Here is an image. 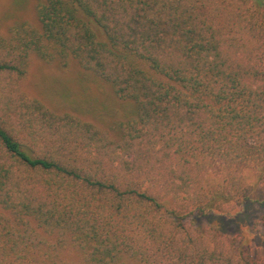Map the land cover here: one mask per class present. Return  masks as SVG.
<instances>
[{"label": "trees", "instance_id": "obj_1", "mask_svg": "<svg viewBox=\"0 0 264 264\" xmlns=\"http://www.w3.org/2000/svg\"><path fill=\"white\" fill-rule=\"evenodd\" d=\"M36 12L0 35V264H264L197 222L264 202V0ZM32 56L104 81L113 115L29 97Z\"/></svg>", "mask_w": 264, "mask_h": 264}, {"label": "rangeland", "instance_id": "obj_2", "mask_svg": "<svg viewBox=\"0 0 264 264\" xmlns=\"http://www.w3.org/2000/svg\"><path fill=\"white\" fill-rule=\"evenodd\" d=\"M36 1L0 0V35H8L10 27L21 21L39 27ZM21 89L51 109L72 112L97 123L102 114L112 116V107L117 104L110 86L84 71L76 62L67 70H62L32 56L29 71L21 81ZM103 102H110L112 106L104 107ZM258 195L264 199L262 191ZM242 208L240 212L225 216L199 217L197 222L202 225L218 224L224 233L241 240L244 251L250 257L264 261V202L261 200Z\"/></svg>", "mask_w": 264, "mask_h": 264}]
</instances>
